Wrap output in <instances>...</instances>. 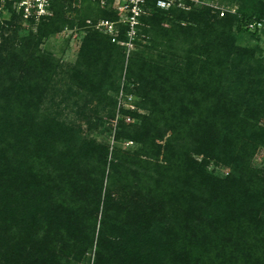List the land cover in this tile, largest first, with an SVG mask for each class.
<instances>
[{
    "label": "trees",
    "instance_id": "1",
    "mask_svg": "<svg viewBox=\"0 0 264 264\" xmlns=\"http://www.w3.org/2000/svg\"><path fill=\"white\" fill-rule=\"evenodd\" d=\"M85 1L101 16L86 17ZM219 1L237 9L147 2L142 50L126 64L123 46L85 23L115 14L89 0H52L37 24L3 7L0 264H264V169L252 166L264 149V67L232 30L256 37L248 24L264 21V0ZM64 29L81 42L67 69L40 49ZM120 89L136 111L117 109ZM63 103L69 118L53 109ZM103 114L117 120L111 150L87 136Z\"/></svg>",
    "mask_w": 264,
    "mask_h": 264
},
{
    "label": "rangeland",
    "instance_id": "2",
    "mask_svg": "<svg viewBox=\"0 0 264 264\" xmlns=\"http://www.w3.org/2000/svg\"><path fill=\"white\" fill-rule=\"evenodd\" d=\"M202 4H196L192 7L194 8H200L202 5L208 6L211 9H213L216 12H234L237 7L235 5H230L229 3H224L219 0H201ZM72 8L79 9L80 6L78 3H73ZM81 11L84 13L86 17L89 18H98L101 16V13L97 7H95L92 3L85 1V3L81 7ZM75 16L74 12L67 13L66 17L68 19H72ZM167 26V25H165ZM235 26V25H234ZM23 28L26 26L23 25ZM236 27H233V34L237 35V38L234 41L235 47L239 51L247 50L249 52H252L254 55V58L259 60L261 62V66L264 67V25L262 26L261 30L257 33L256 37L249 36L247 34L238 33L236 31ZM8 35L13 34V31H9L7 33ZM79 34V31L74 29H64L62 32L58 34H54L47 39H44L43 42L40 45V49L44 52L50 53L53 56V60L57 62L58 65H61V67H64L67 69L68 66L72 65L78 56V50L80 47L81 42L77 39V35ZM140 47L133 46V49L129 53V57L131 54L136 52H141ZM125 53V52H124ZM149 56L154 59V56H156L155 52L153 50H149L147 52ZM125 60V58H124ZM154 62H159V59L154 60ZM121 83V81H120ZM121 85V84H120ZM122 94V95H120ZM60 94L57 93L56 100L58 101V97ZM116 99L118 103L120 104L117 109L123 108L124 110H128L131 112H134L137 110V107L135 106L133 99L131 98V95H126L123 90L117 93ZM63 103L59 108H56V105H52L53 109L56 111H61L66 118H69V114L71 111V107L69 105L64 106ZM101 117V116H100ZM129 117L126 116L124 123L129 124ZM116 123L117 120L114 118L111 120L110 118L102 115L100 121L97 122V125L93 128H90L88 130V138H92L97 142L101 143H109L110 150L111 146L113 145V135L116 132ZM82 129H86V124H82ZM85 134V132H84ZM86 135V134H85ZM120 148L126 150H131L132 147L135 145L132 142H125L122 144H119ZM121 149V150H122ZM196 158V157H195ZM252 166L255 168H258L260 170L264 169V149H259L253 160H252ZM206 170L209 173H212L216 176L223 177L225 176L229 170L224 168L220 165H215L211 163L208 167H206ZM86 264V263H85ZM88 264H92V257Z\"/></svg>",
    "mask_w": 264,
    "mask_h": 264
},
{
    "label": "built area",
    "instance_id": "3",
    "mask_svg": "<svg viewBox=\"0 0 264 264\" xmlns=\"http://www.w3.org/2000/svg\"><path fill=\"white\" fill-rule=\"evenodd\" d=\"M52 0H0V12L5 5H11L13 10L20 13L24 21L32 20L37 24L42 18L52 15L50 8ZM100 9L111 11L115 14V20L100 19L96 22L86 20L89 28L97 30L111 38L112 43H117L124 48L125 64L127 63L129 53L133 49L134 40L137 36L139 18L147 11V2L152 0H89ZM155 7L160 10H169L178 8L188 11L196 4H202L201 0H153ZM125 27L126 40L117 41L119 26ZM264 21L252 22L248 24L249 28H262ZM77 29H74L76 31ZM122 95V94H120ZM120 104L118 103V106Z\"/></svg>",
    "mask_w": 264,
    "mask_h": 264
}]
</instances>
